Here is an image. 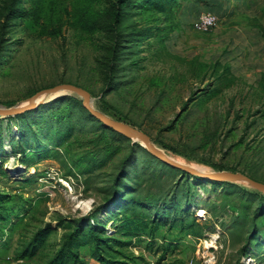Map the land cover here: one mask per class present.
I'll return each instance as SVG.
<instances>
[{"label": "rangeland", "instance_id": "374dc122", "mask_svg": "<svg viewBox=\"0 0 264 264\" xmlns=\"http://www.w3.org/2000/svg\"><path fill=\"white\" fill-rule=\"evenodd\" d=\"M73 2L18 3L8 33L13 45L0 61V106L25 105L35 91L64 77L90 90L95 108L146 131L170 157L206 171L254 165L264 174V120L254 123L264 108V34L255 28L264 24L263 0L258 6L230 0L229 8L213 0H175L164 10L151 0L145 7L142 0L131 4L128 22L152 27V34L139 66L122 67L105 95L95 60L103 36L80 27ZM208 10L220 22L198 31L196 20ZM201 61L218 66L203 81L194 77ZM225 63L231 67L226 74ZM65 96L83 100L62 90L40 96L36 108L51 104L39 113L0 116V190L12 195L4 202L16 204L14 220L23 216L33 230L55 223L58 214L92 215L112 198L133 153L121 176L124 191L91 219L130 241L120 248L134 256L133 264H264V191L244 180L172 170L137 145L145 147L141 137L113 136L111 127ZM135 206L142 209L133 216L137 224L125 232ZM182 219L195 224L183 227ZM141 221L146 230L135 228ZM62 234L58 228L49 237L55 242ZM82 254L88 264H103Z\"/></svg>", "mask_w": 264, "mask_h": 264}, {"label": "trees", "instance_id": "16d2710c", "mask_svg": "<svg viewBox=\"0 0 264 264\" xmlns=\"http://www.w3.org/2000/svg\"><path fill=\"white\" fill-rule=\"evenodd\" d=\"M2 1L3 3L0 5V61L2 60V55H4L6 50L10 49L13 45V42L8 40L10 19L15 14L19 13L18 3L21 0ZM213 1L217 4H228V8L230 7V0ZM138 2H140V0H74L72 4L71 13L75 21L78 20L79 24L81 23L80 27L88 32L98 31V33H101L103 36L102 39L104 41L101 53L100 55L99 53L97 54V58L95 60L96 67L99 69L104 81V95L113 87V85L118 83V79L115 76L122 67H124V69L138 67L139 62L144 58L139 57L138 54L139 52L144 51V46L152 34V27H139L136 22H128L129 6ZM147 2L148 0H142L141 6L145 7ZM173 2H175V0H151L153 7L157 10L167 9V7ZM256 3H258V0H254L253 4H251L250 0H248V4L250 6L256 5ZM30 12L35 13L36 8L32 9ZM211 12L214 13L216 11ZM221 22H225V19L223 18ZM255 28H260L261 32L264 34L263 23L257 24ZM137 42H139V45L143 46L141 49L135 48V44H137ZM126 60L129 61L126 62ZM216 63L217 65H221L222 61L217 60ZM216 63L215 65H211L209 63H205L204 61L199 62L200 71L198 74L195 73L194 77L200 78V80L203 81L210 69H212V72L217 70L218 66ZM230 68L231 67L228 63L224 64L223 71L225 74L228 73ZM220 76L221 75L218 77ZM62 82H67L64 77H60L58 82L55 84ZM62 98H68L76 102V104L84 110H87L81 99L72 96H65ZM47 104L51 103L42 104L38 108L26 111L18 116L26 117L27 115L35 112V110L39 113ZM257 111L260 112V117L259 119H254V123L258 122L257 120H264V108L258 109ZM89 114L90 116H93L90 112ZM110 130L113 136L120 134L119 131H115L113 128H110ZM22 133H24L23 128ZM216 133L220 135L219 127L216 128ZM137 145L148 154L150 153L152 155L150 157L157 159L164 165H168L170 169L180 170L184 173L186 172L185 170L157 158L150 151H148L146 147L139 144ZM175 150L178 151L177 149ZM133 156V153L129 154L123 162L122 170L118 174L114 183L113 196L103 203L100 208L108 206L124 191L125 183H120L121 176L125 173L128 174V171H126V165ZM256 162L257 161H255V163ZM230 169L237 171V169L233 167ZM259 170L258 166L255 167L252 165L250 168H245L241 171L247 173L255 179L264 181V174L261 176ZM7 196L12 195L3 193L0 190V239L3 238L0 240V263L88 264V261L82 254L83 250H85L90 257L98 259L103 264H133L131 261L134 260V256L129 255L122 249V247L120 248V246L129 244L130 241H125L121 237L114 234L111 235L107 232V229L100 224L91 222V219L97 215V210L100 208H98L96 210L97 212L95 211L92 215L83 217H67L62 214H58L55 223H53V221H48L44 225L38 226L36 229L29 230V224L24 221L23 216H20L17 221L14 220V217L18 214L16 212L17 208L14 207L16 204L4 202ZM130 200L138 202V199L133 195ZM140 210H142L141 207H134V211L131 213L132 216L128 217L124 222L127 226L124 228L125 232L130 228H133L129 227L130 224H137V220L136 218L134 219L133 216L138 214ZM32 217L34 218V215H32L30 219ZM185 222L186 220H181L183 227H193V224H195L194 222H189V225H186ZM146 227L147 223L141 221V223H139L135 228H138L139 230L144 228L146 230ZM58 228L63 229L62 237L59 241L57 240L52 242L49 236L53 232H56ZM5 229L9 230L8 233H5ZM255 234H257V230H255L254 236ZM115 244L119 247L115 246ZM182 263L187 264L184 260H182Z\"/></svg>", "mask_w": 264, "mask_h": 264}, {"label": "water", "instance_id": "95a60500", "mask_svg": "<svg viewBox=\"0 0 264 264\" xmlns=\"http://www.w3.org/2000/svg\"><path fill=\"white\" fill-rule=\"evenodd\" d=\"M62 90H71L82 96V103L84 107L97 119H99L106 126L113 128L116 131L127 134L128 136L137 135L141 137L144 141L145 147L157 158L167 162L175 167H178L187 172L211 179L214 181H230L233 179L244 180L250 185L257 187L264 191V181L255 179L243 171H233V170H222V171H201L195 167H192L187 164L177 162L169 157H166L162 154L161 150L158 149L155 144L152 142L151 135L146 131L141 130L137 127H134L122 120H117L106 114L105 112L95 108L92 105V93L85 87L72 83V82H62L57 83L50 87H44L37 92H35L26 102L25 105H16V106H0V116H9L22 114L26 111L32 110L38 106L37 99L45 94L57 93Z\"/></svg>", "mask_w": 264, "mask_h": 264}, {"label": "built area", "instance_id": "2783aa9c", "mask_svg": "<svg viewBox=\"0 0 264 264\" xmlns=\"http://www.w3.org/2000/svg\"><path fill=\"white\" fill-rule=\"evenodd\" d=\"M220 20L219 17L211 12L205 11L201 12L196 20L195 27L198 31H209L214 29Z\"/></svg>", "mask_w": 264, "mask_h": 264}, {"label": "bare ground", "instance_id": "6f19581e", "mask_svg": "<svg viewBox=\"0 0 264 264\" xmlns=\"http://www.w3.org/2000/svg\"><path fill=\"white\" fill-rule=\"evenodd\" d=\"M40 98L41 99H43V97H39L38 98V100L37 101H39L40 100ZM134 136V135H133ZM162 152V154L164 155V156H166V157H169V158H171V159H173V160H175V161H177V162H180V163H183V164H186L184 161H182V160H178V159H176V158H174V157H170L167 153H165V152H163V151H161ZM188 164V163H187ZM193 167H195V168H197V169H199V170H201V171H206V167H204V166H201V165H194ZM209 243V242H208ZM210 245V244H209Z\"/></svg>", "mask_w": 264, "mask_h": 264}, {"label": "crops", "instance_id": "0c3cea01", "mask_svg": "<svg viewBox=\"0 0 264 264\" xmlns=\"http://www.w3.org/2000/svg\"><path fill=\"white\" fill-rule=\"evenodd\" d=\"M251 1H252V2H251ZM250 3L253 4V3H254V0H250ZM256 5H257V3H256ZM257 6H258V5H257Z\"/></svg>", "mask_w": 264, "mask_h": 264}]
</instances>
